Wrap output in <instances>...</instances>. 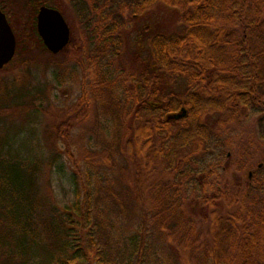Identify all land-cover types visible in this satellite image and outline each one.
Instances as JSON below:
<instances>
[{
    "label": "trees",
    "instance_id": "obj_1",
    "mask_svg": "<svg viewBox=\"0 0 264 264\" xmlns=\"http://www.w3.org/2000/svg\"><path fill=\"white\" fill-rule=\"evenodd\" d=\"M5 1L0 0L2 10L9 6ZM67 1L85 35L96 16L104 48L109 45L117 56L122 44L112 38L119 24H106L109 11L90 9L93 4L111 6V1ZM136 2L142 9L155 3L168 8L178 29L151 37L148 52L134 57L137 76H115L112 61L106 69L93 58L84 65L82 38L71 34L59 54L80 64L85 83L73 107L49 127L46 153L34 135L25 150L14 147L19 133L7 131L2 121L15 116L32 126L39 114L22 106L19 79L0 88V264L14 262L15 256L24 264H143L147 225L173 245L178 264H264V170L239 179L249 170L242 157L254 158L251 147L241 145L233 180L231 166L225 163L228 153L220 155L223 163L214 155L231 146L222 139L231 127L253 115L264 117V0ZM19 3L31 19L29 35L46 50L36 31V15L41 6L60 11L59 3ZM15 36L19 55L21 40ZM120 80L124 89L127 80L133 84L131 91L124 90L129 109L117 118L118 150L126 161L120 179L143 224V237H131L122 255L106 248L97 215L92 181L97 154L84 151L80 166L70 141V129L90 112L86 84L91 83V93L105 106L106 96L115 93ZM178 80L186 81L181 92ZM182 108L187 111L183 119H167ZM65 168L72 198L60 206L49 190L55 173H65ZM189 194L196 195L191 204ZM4 248L10 256L3 255Z\"/></svg>",
    "mask_w": 264,
    "mask_h": 264
},
{
    "label": "rangeland",
    "instance_id": "obj_2",
    "mask_svg": "<svg viewBox=\"0 0 264 264\" xmlns=\"http://www.w3.org/2000/svg\"><path fill=\"white\" fill-rule=\"evenodd\" d=\"M19 1L7 0L9 6L3 10L13 32L21 40V51L19 55L16 52L12 61L0 70V88L2 86L9 87L16 82V79H19V86H21V92L25 97L22 106L28 111L38 112L39 115L37 116V124L32 126L29 124L27 126L17 117L10 116L7 123L2 121V127H5L7 131L19 133V136L13 139L14 147L25 150L26 145H31V135H34V142L38 141L40 148L46 153L50 147L49 127L56 123L59 116L71 109L77 101L84 86L83 83H85V80L83 81L84 71L80 64L70 59L69 56L64 54L52 55L44 50L31 34L29 35L31 19ZM55 1L59 3L60 11L68 23L70 35L73 34L75 38H82V31L69 2L67 0ZM110 1L115 8H118L120 3L127 0ZM4 3H6L5 0ZM8 9L12 13H9ZM150 11L142 20H132L127 15V22L129 23L118 33L119 41L123 43L118 47L120 54L112 56V53H109L111 55L109 60L107 52L104 51L107 49L102 44L96 46L88 44V40L83 36L86 41L81 39L84 53L82 63L85 65L88 58L96 57V63L102 69H106V65L112 61L110 70L115 76H119L118 74L121 73L137 76L138 70L134 63V57L141 55L143 57L148 52L151 37L156 33H168L178 29V24L168 8L160 4ZM118 83L119 88L113 91L115 93L106 96L105 106H102L98 97L91 93V83L86 84V89L91 95L90 112L83 122L70 129V141L72 153L80 166L84 162V151L88 150L97 154L98 159L95 161L96 177L94 176L95 180L94 178L92 180L96 187V189L93 188V192L97 215L101 229L104 231L102 234L105 236L106 248L122 255L126 251V247L129 246L126 244L131 237L135 236L139 239L143 237V224L136 206L126 193L125 183L120 179V169L125 167L126 161L118 150L117 118L121 110L129 109V104L125 102L124 90L131 91L133 84L132 81L127 80L124 89L122 80ZM185 87V80L177 81L178 92L183 91ZM8 90L13 93V90ZM222 139L227 140L231 146L224 148L223 152L218 149L214 155L220 158V163H223L224 157H220V155L222 153L223 155L229 154V160H226L225 163L229 162L228 164L231 166L230 175L233 176V180L235 179L234 170L239 149L242 148L241 145L251 147L252 150H250L249 155L252 153L254 158L247 160L248 155L242 157L248 163L249 170L245 171L243 175L240 174L239 179H246L250 172L253 176V173L258 170V164H262L261 168L264 170L263 116L253 115L240 126L231 127L228 133L222 136ZM68 169L65 168L66 172L62 174L55 173V177L53 176L52 179L53 189L52 191L49 190L51 197L54 196L55 201L60 206L69 203L72 198L70 183L66 175ZM91 174L93 175V173ZM236 174L238 175V173ZM233 180L228 176V181L232 182ZM43 182V180L40 181L41 184ZM44 193L46 194V189ZM188 196V202L193 203L196 195L189 194ZM144 243L143 264H178L173 245L167 243L150 225L145 227ZM2 253L5 256L6 254L9 255L8 248H4ZM3 255H1L2 258L5 257ZM24 263L26 262L19 260L18 256L14 257L12 263L6 261V264Z\"/></svg>",
    "mask_w": 264,
    "mask_h": 264
},
{
    "label": "water",
    "instance_id": "obj_3",
    "mask_svg": "<svg viewBox=\"0 0 264 264\" xmlns=\"http://www.w3.org/2000/svg\"><path fill=\"white\" fill-rule=\"evenodd\" d=\"M36 31L43 46L52 55L59 54L70 41V30L61 13L41 6L36 15ZM16 37L6 14L0 8V70L7 66L16 53ZM187 114L185 109L167 116L168 120H180Z\"/></svg>",
    "mask_w": 264,
    "mask_h": 264
},
{
    "label": "flooded vegetation",
    "instance_id": "obj_4",
    "mask_svg": "<svg viewBox=\"0 0 264 264\" xmlns=\"http://www.w3.org/2000/svg\"><path fill=\"white\" fill-rule=\"evenodd\" d=\"M134 3H138V2L135 1L132 4H129L128 6H126V5L118 6V8H115L113 5L95 7L94 4H93V5L90 6V9L92 10V12H96V11H100V12L109 11L110 12V14L107 16L108 22H106V24L111 26L110 24L113 21H116L119 24L118 27H116V31H114V37L112 39H114L115 41L120 42L121 44H123L121 41H119L118 33H119V31L122 30V28H124V26H126L129 23V22H127L128 17L130 16L132 20H142L146 16L147 12L148 13L151 12L150 10L154 9L157 5H160L159 3H155V4L150 5L147 8L142 9V8H139L137 6V4H134ZM112 10H113L114 13L112 12ZM57 11H59V10H57ZM59 12L61 13V11H59ZM111 12H112V14H111ZM61 15L63 16L62 13H61ZM127 15H128V17H127ZM63 18H64V16H63ZM76 19H77V22H78L79 19H78L77 16H76ZM64 20L66 21L65 18H64ZM66 23H67V21H66ZM113 23L115 24V22H113ZM67 25H68V23H67ZM88 26H89L88 35H85L84 32H82L84 37H88L90 39V41L87 42V43L88 44H92L93 46H96L97 44H102L103 47H105L104 44H103L104 40L99 37V33H98L97 29H96V16L95 15H93L92 19L89 21ZM153 29H154V27H153ZM69 30H70V28H69ZM83 36H82V40L86 41V39ZM110 51H111V48L108 45L107 46V51H106L107 52V56H109V53H112V51L111 52ZM119 54H120V52L117 53V55H119ZM92 58L96 59V57H92ZM227 157H229V154H227ZM261 165L262 164H258L257 165V169H261ZM248 177L251 178V172L248 173Z\"/></svg>",
    "mask_w": 264,
    "mask_h": 264
}]
</instances>
